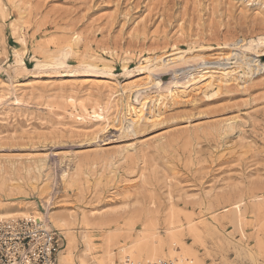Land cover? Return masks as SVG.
<instances>
[{
    "label": "rangeland",
    "instance_id": "rangeland-1",
    "mask_svg": "<svg viewBox=\"0 0 264 264\" xmlns=\"http://www.w3.org/2000/svg\"><path fill=\"white\" fill-rule=\"evenodd\" d=\"M222 68L226 83H188ZM70 97L106 119L68 117ZM26 203L73 216L75 252L85 232L173 221L204 264H264V0H0V209Z\"/></svg>",
    "mask_w": 264,
    "mask_h": 264
},
{
    "label": "bare ground",
    "instance_id": "bare-ground-1",
    "mask_svg": "<svg viewBox=\"0 0 264 264\" xmlns=\"http://www.w3.org/2000/svg\"><path fill=\"white\" fill-rule=\"evenodd\" d=\"M68 49L69 50L61 51L59 54L52 56V59L48 60L47 62H43V64H39V65H42V66L43 65H49V64L63 65L65 63V59L67 58V54L70 51V46H68ZM174 54L175 55H172V56H170L171 54H169L170 57L169 58L167 57L166 61L163 62L164 66L174 65L177 62H179L181 59L184 60V58H185L183 56V52H181V51L180 52L175 51ZM233 55L235 57H239V59H241L243 61V64L245 65L247 72H250L252 70V67H251L252 63L251 62L253 60H249V58L245 59L247 57H245L244 53H242V52L236 51V53H233ZM147 59H146V62H147ZM148 61H149V59H148ZM158 61H159V59H158ZM161 61H162V59H161ZM14 62L16 63V65L20 66L21 68H24L22 55L18 51H14ZM155 63H156V61H155ZM89 67H90V65H89ZM159 67H160V65H159ZM206 74H208V73H206ZM206 74H202V75L199 74L200 76H198V77L193 76L188 81V83H190L191 87H198V88H209L215 84H217L219 86L220 84L226 83L227 81H229V77L231 76V71L227 70L226 68H222L221 72H220V79L219 80H216L212 73H209L208 75H206ZM199 83H201L202 87L199 86ZM142 86H143L142 83H133V84H130V85L123 87V89H121V90L124 93L127 92L129 95L133 94V93L135 95H137L142 89H144ZM185 89H186V87L183 90H181V92H184ZM113 93L115 94V91L112 92L111 95ZM170 94L172 96H176L178 94V91H175V92L171 91ZM87 95H88V93H87ZM69 99H71V109L65 110L67 112L68 117H70L72 119L74 118L75 120H79L81 122H83L84 120H88V119L89 120L94 119L96 121H98V120L102 121L103 119L104 120L106 119L104 108H101L100 106H97V107L96 106H87L83 103L79 104V106L77 107L73 102V98L70 97ZM142 112H141V110L136 111L134 107L131 108V112H130L131 117H129L127 119L129 122V127H131L132 125H134L140 121V119L142 118ZM132 115H133V117H132ZM133 127L135 128V126H133ZM140 161H141V159H140ZM44 207H45L44 208L45 211H42L37 205L32 204V203L29 205L28 203H26V204H23L22 206H18L16 208L10 207L9 209L8 208L0 209V221L17 219V218H26V219H34V220L39 219L41 221L48 223L50 227H55L64 236V239L66 240L65 241L66 244L64 242L62 249H60L58 254H57L58 264H121V262L125 258H128L129 260L134 261V262H138V263H144V262L153 261L156 259L178 258V259L184 260L186 264H204L202 258L199 256V254L196 251H194L188 243L185 242V240H186L185 239V233H183L181 231L180 226L179 227L173 226V221L172 222L170 221L171 223H169V224L167 223L166 227L162 231H160V230L158 231L156 228H153V225H154L153 223H152V227L151 226L145 227L143 224L142 225L143 228L139 229L138 232H136V234L134 236H126V237H125L126 234L124 231H123L124 233H122V234H125L124 236L120 237L119 234L116 235V233H117L116 231L118 230V227H115L113 229L108 230L105 235L103 234L104 237L102 236L103 239L99 244H96V242L92 238L93 237L92 235L87 234L85 232V233H82V235H81L83 246L81 249H79L78 252H75L74 251V245H75V241H76V238H75L76 234L75 235L73 234L72 227H70L72 222H73L74 217L67 215L68 213L65 215L64 214L58 215L57 213H55L56 211L55 212L50 211L46 206H44ZM235 208H236V210H238L240 212L241 208H239L238 204L235 205ZM258 208H259V206H258ZM139 210H142V209L140 208ZM113 214H111V216L106 215L101 219L98 218L99 220L96 222L98 229L96 231L103 229L106 226L114 225L115 222L117 221V219H120L119 218L120 215L118 216V218L116 217L117 219H115ZM152 215H153V213H152ZM153 216L152 217L149 216V218L151 219V218H153ZM174 216L175 215L173 213V218H176ZM83 217L84 218H83L82 222L85 226H88L89 224L91 225V223L93 224L92 217L91 218L89 216H88L89 218H87L86 216H83ZM168 217L171 218L170 215ZM149 218L147 216L146 219H149ZM96 220H97V218H96ZM152 220H154V219H152ZM146 221L148 222V220H146ZM149 221H151V220H149ZM178 221H180V220H178ZM187 223H189V222H187ZM187 223H186V225H187ZM128 224H127V226H128ZM175 224H176V221H174V225ZM193 224H194V222H193ZM129 225H131V223ZM147 225H148V223H147ZM189 226H190V224H189ZM91 227H93V226H91ZM182 227H183V225H182ZM127 228H129V227H127ZM188 229H189V231L188 230L187 231L192 235L191 236L192 240L193 239L195 240V241L193 240L194 243H196V241L198 243V240L200 241V240L204 239V238L201 239V235H200L201 233L199 232V230L196 226H191ZM93 230H94V228H93ZM201 230H202V228H201ZM131 231H133V230H131ZM101 233H102V231H101ZM186 236H189V235H186ZM123 237H125V238H123ZM203 243H204V241H203Z\"/></svg>",
    "mask_w": 264,
    "mask_h": 264
},
{
    "label": "built area",
    "instance_id": "built-area-1",
    "mask_svg": "<svg viewBox=\"0 0 264 264\" xmlns=\"http://www.w3.org/2000/svg\"><path fill=\"white\" fill-rule=\"evenodd\" d=\"M63 239L48 223L17 218L0 221V264H58ZM121 264H186L184 260L156 259L138 263L125 258Z\"/></svg>",
    "mask_w": 264,
    "mask_h": 264
}]
</instances>
